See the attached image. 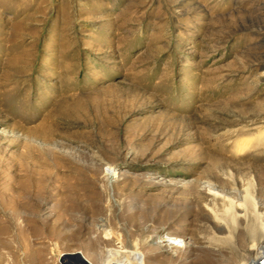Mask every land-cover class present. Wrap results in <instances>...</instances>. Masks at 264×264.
I'll return each mask as SVG.
<instances>
[{
  "label": "rangeland",
  "instance_id": "1",
  "mask_svg": "<svg viewBox=\"0 0 264 264\" xmlns=\"http://www.w3.org/2000/svg\"><path fill=\"white\" fill-rule=\"evenodd\" d=\"M263 131L264 0H0V264L264 254Z\"/></svg>",
  "mask_w": 264,
  "mask_h": 264
},
{
  "label": "bare ground",
  "instance_id": "2",
  "mask_svg": "<svg viewBox=\"0 0 264 264\" xmlns=\"http://www.w3.org/2000/svg\"><path fill=\"white\" fill-rule=\"evenodd\" d=\"M263 134H264V131H263ZM261 135V136H259V137H255L256 139H257V141L258 142H261L262 140H264V135ZM246 138H249V137H246ZM251 139V138H250ZM264 142V141H263ZM248 143H250V140L249 139H247V140H245V139H241V140H238L237 141V146H239V148L241 147L242 148V146H244L245 147V145L247 146L248 145ZM259 144V143H258ZM257 145V144H256ZM249 147V146H248ZM240 148V149H241ZM243 149V148H242ZM114 168H112V169H109V171L110 172H114ZM18 194L19 195H21V196H23V194L21 193V192H18ZM263 226V234H264V224L262 225ZM263 237H264V235H263ZM264 240V239H263ZM157 242H166L165 244H164V246H165V248H167V249H169V248H171L172 247V245L174 244V243H180V242H182V238L181 237H177V236H175V235H172V234H170V233H168V232H165V233H163V234H161L160 235V237H159V239L157 240ZM260 245V244H259ZM253 246H258V243H254L253 244ZM259 248H261V249H263L264 248V243L263 244H261L260 245V247ZM264 252V251H263ZM116 262H120V261H116Z\"/></svg>",
  "mask_w": 264,
  "mask_h": 264
},
{
  "label": "water",
  "instance_id": "3",
  "mask_svg": "<svg viewBox=\"0 0 264 264\" xmlns=\"http://www.w3.org/2000/svg\"><path fill=\"white\" fill-rule=\"evenodd\" d=\"M63 264H92V262L80 251L63 254Z\"/></svg>",
  "mask_w": 264,
  "mask_h": 264
},
{
  "label": "built area",
  "instance_id": "4",
  "mask_svg": "<svg viewBox=\"0 0 264 264\" xmlns=\"http://www.w3.org/2000/svg\"><path fill=\"white\" fill-rule=\"evenodd\" d=\"M114 264V263H107ZM239 264H264V254L262 252L252 254L247 260Z\"/></svg>",
  "mask_w": 264,
  "mask_h": 264
}]
</instances>
